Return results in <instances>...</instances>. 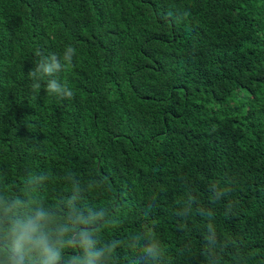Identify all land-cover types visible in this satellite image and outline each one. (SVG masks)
Here are the masks:
<instances>
[{"label": "trees", "instance_id": "obj_1", "mask_svg": "<svg viewBox=\"0 0 264 264\" xmlns=\"http://www.w3.org/2000/svg\"><path fill=\"white\" fill-rule=\"evenodd\" d=\"M61 262L264 264V0H0V264Z\"/></svg>", "mask_w": 264, "mask_h": 264}, {"label": "clouds", "instance_id": "obj_2", "mask_svg": "<svg viewBox=\"0 0 264 264\" xmlns=\"http://www.w3.org/2000/svg\"><path fill=\"white\" fill-rule=\"evenodd\" d=\"M74 51L75 50L72 47H68L67 54L63 57L64 61L70 62L72 60ZM51 60H52V63L50 64H41V67L43 69V74L47 76L52 75L54 71L60 70L62 68V65L60 64V62H58L55 56H53ZM30 75L34 77L36 73L30 72ZM34 87L38 88L39 85L38 84L34 85ZM47 90L50 93L52 92L60 93L62 98L64 97L71 98L73 96V93L71 90L67 89L66 87L61 88L55 80L48 83Z\"/></svg>", "mask_w": 264, "mask_h": 264}, {"label": "water", "instance_id": "obj_3", "mask_svg": "<svg viewBox=\"0 0 264 264\" xmlns=\"http://www.w3.org/2000/svg\"><path fill=\"white\" fill-rule=\"evenodd\" d=\"M61 264H63V262H61Z\"/></svg>", "mask_w": 264, "mask_h": 264}, {"label": "bare ground", "instance_id": "obj_4", "mask_svg": "<svg viewBox=\"0 0 264 264\" xmlns=\"http://www.w3.org/2000/svg\"><path fill=\"white\" fill-rule=\"evenodd\" d=\"M9 221V220H8Z\"/></svg>", "mask_w": 264, "mask_h": 264}]
</instances>
